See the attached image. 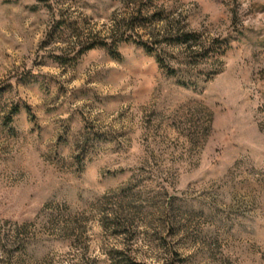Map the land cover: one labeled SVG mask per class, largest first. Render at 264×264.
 <instances>
[{
	"label": "rangeland",
	"instance_id": "obj_1",
	"mask_svg": "<svg viewBox=\"0 0 264 264\" xmlns=\"http://www.w3.org/2000/svg\"><path fill=\"white\" fill-rule=\"evenodd\" d=\"M0 89V264H264V0H0Z\"/></svg>",
	"mask_w": 264,
	"mask_h": 264
},
{
	"label": "trees",
	"instance_id": "obj_2",
	"mask_svg": "<svg viewBox=\"0 0 264 264\" xmlns=\"http://www.w3.org/2000/svg\"><path fill=\"white\" fill-rule=\"evenodd\" d=\"M40 2H44L47 0H39ZM59 26L54 29L53 27V32L51 33L52 35H54L56 32H60V29L62 27L65 26V24L63 23H59ZM62 34V33H61ZM171 43L172 45L175 46H182V45H186L190 42L193 43H197L198 37L196 35H192V34H183V35H178L175 38L171 39ZM135 42L136 45H138L139 47H142L144 49V51L148 54H151L153 51L152 49L145 43H142L140 41H133ZM98 47H102L104 48L108 55L113 58L116 61H121L122 57L121 54L116 50V47L113 45H109L103 41H93L91 43H89L88 45H86L85 47H83L82 49H80L78 52H76V54L70 59H66L65 57L62 56H56L54 57V61L60 65V66H70V67H75L79 60L90 50H93L95 48ZM172 72V71H170ZM27 84H30L31 81L26 80ZM3 96H4V91L3 89H0V119L1 116L3 115V108H2V102H3ZM25 110L28 113V116L30 117V119L32 120V122H35V116L32 113V110L29 106H25L24 107ZM21 111V108L18 106L13 107V109H11V111L9 112L8 115L4 116V120L7 122V125L12 124L14 122V118L16 115H18V113ZM129 263L127 264H140V263H136L134 261L129 260ZM167 264H174V263H167Z\"/></svg>",
	"mask_w": 264,
	"mask_h": 264
}]
</instances>
